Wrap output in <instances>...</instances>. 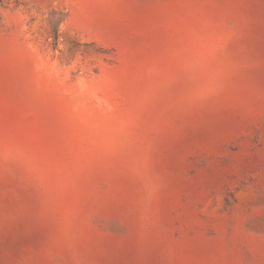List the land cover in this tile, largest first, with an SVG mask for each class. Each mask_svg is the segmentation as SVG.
Instances as JSON below:
<instances>
[{"label": "rangeland", "instance_id": "obj_1", "mask_svg": "<svg viewBox=\"0 0 264 264\" xmlns=\"http://www.w3.org/2000/svg\"><path fill=\"white\" fill-rule=\"evenodd\" d=\"M0 264H264V0H0Z\"/></svg>", "mask_w": 264, "mask_h": 264}]
</instances>
